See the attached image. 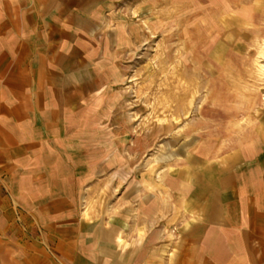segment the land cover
Returning a JSON list of instances; mask_svg holds the SVG:
<instances>
[{
  "label": "crops",
  "instance_id": "obj_1",
  "mask_svg": "<svg viewBox=\"0 0 264 264\" xmlns=\"http://www.w3.org/2000/svg\"><path fill=\"white\" fill-rule=\"evenodd\" d=\"M114 2L0 0V264H264V108L250 142L186 151L105 219L98 186L67 177L65 145L103 90Z\"/></svg>",
  "mask_w": 264,
  "mask_h": 264
},
{
  "label": "rangeland",
  "instance_id": "obj_2",
  "mask_svg": "<svg viewBox=\"0 0 264 264\" xmlns=\"http://www.w3.org/2000/svg\"><path fill=\"white\" fill-rule=\"evenodd\" d=\"M114 1L102 93L64 148L67 177L98 186L104 219L186 151L250 142L264 108V0Z\"/></svg>",
  "mask_w": 264,
  "mask_h": 264
}]
</instances>
